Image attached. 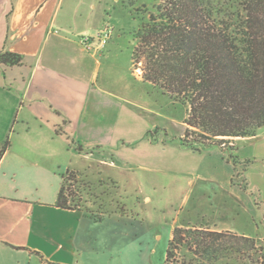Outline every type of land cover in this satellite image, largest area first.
Segmentation results:
<instances>
[{
    "label": "crops",
    "instance_id": "obj_1",
    "mask_svg": "<svg viewBox=\"0 0 264 264\" xmlns=\"http://www.w3.org/2000/svg\"><path fill=\"white\" fill-rule=\"evenodd\" d=\"M108 7L107 0H0V51L23 57L19 64L0 62V150L9 143L0 156V264L11 258L21 264L23 255L55 264L54 257L73 241L75 227L68 219L78 210L57 205L68 172L90 176L98 161L105 173L99 175L121 190L120 159L131 144L138 142L144 147L139 153L153 159L168 157L170 144L148 134L154 125L166 126L150 120L162 115L136 99V85L144 81L133 70L135 40L127 46L132 64L122 66L125 48L116 27L100 50L88 51L80 41L103 28L96 25ZM184 126L186 131L185 120ZM229 145L200 146L199 152L182 142L176 146L201 158L197 176L223 199L227 195L242 204L250 184L229 157L264 162V126L256 135L230 139ZM220 208L206 221L189 218L179 225L245 234L223 226Z\"/></svg>",
    "mask_w": 264,
    "mask_h": 264
},
{
    "label": "rangeland",
    "instance_id": "obj_2",
    "mask_svg": "<svg viewBox=\"0 0 264 264\" xmlns=\"http://www.w3.org/2000/svg\"><path fill=\"white\" fill-rule=\"evenodd\" d=\"M107 1L108 13L101 16L96 26L109 24L116 27L122 34L121 46L125 48L119 63L131 65V49L128 51L127 46L134 43L140 17L146 16L145 12L138 15L133 8L142 9L146 5L151 9L158 0H134L133 5L130 0ZM133 70L141 75V62ZM130 73L134 79L132 70ZM136 94L139 106L155 108L162 115L150 116V120H159L166 126L157 128L154 125L151 130L153 135L170 144L165 152L168 157L153 159L145 156L139 153L138 150L144 147L138 142L128 149L123 148L126 157L120 159L124 168L121 190L102 178L104 175H99L105 173L104 164L98 161L93 163L90 176L82 171L68 172L66 184L71 185L74 203L82 210H78L73 219H68L74 223L75 236L54 257L55 264H264V162L253 163L251 160L244 164L245 160L238 158L236 163L250 184L248 199L255 207L254 215L248 207L247 197L242 204L226 194L227 200H224L212 183L197 176L201 158L190 149L176 146L185 135L188 106L142 81L136 85ZM166 158L173 159L172 164ZM147 195L151 200L145 199ZM218 207L225 216L223 226L246 233L222 230L227 235L215 258L200 256L182 247L173 249L166 262L173 227L189 218L193 222L206 221L218 215L215 213ZM88 210L103 219L95 221L86 215ZM234 234L237 236L233 237ZM23 260L24 264H45L37 256L23 255L21 264ZM3 264L17 263L11 258L9 263Z\"/></svg>",
    "mask_w": 264,
    "mask_h": 264
},
{
    "label": "trees",
    "instance_id": "obj_3",
    "mask_svg": "<svg viewBox=\"0 0 264 264\" xmlns=\"http://www.w3.org/2000/svg\"><path fill=\"white\" fill-rule=\"evenodd\" d=\"M133 10L146 14L134 33L133 67L141 62L144 82L188 106L182 143L199 152L200 146H227L232 138L256 135L264 126V0H158L151 9L143 5ZM22 58L0 51V62L7 65L19 64ZM229 158L236 164L239 157L231 154ZM57 205L82 210L74 203L66 174ZM86 215L95 221L103 219L89 210ZM225 235L175 226L166 262L173 249L182 247L215 258Z\"/></svg>",
    "mask_w": 264,
    "mask_h": 264
},
{
    "label": "built area",
    "instance_id": "obj_4",
    "mask_svg": "<svg viewBox=\"0 0 264 264\" xmlns=\"http://www.w3.org/2000/svg\"><path fill=\"white\" fill-rule=\"evenodd\" d=\"M57 32V30H56ZM114 32V27L107 24L96 34H84L80 41L84 48L88 51H97L106 45Z\"/></svg>",
    "mask_w": 264,
    "mask_h": 264
}]
</instances>
